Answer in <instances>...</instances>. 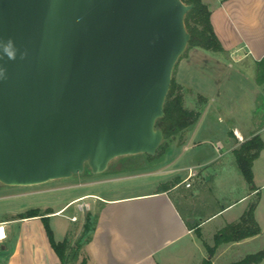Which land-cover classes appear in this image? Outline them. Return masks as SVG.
Returning a JSON list of instances; mask_svg holds the SVG:
<instances>
[{
	"label": "water",
	"instance_id": "95a60500",
	"mask_svg": "<svg viewBox=\"0 0 264 264\" xmlns=\"http://www.w3.org/2000/svg\"><path fill=\"white\" fill-rule=\"evenodd\" d=\"M182 0H0V183L32 186L154 156L175 63L190 35ZM86 207H83L85 221Z\"/></svg>",
	"mask_w": 264,
	"mask_h": 264
},
{
	"label": "crops",
	"instance_id": "0c3cea01",
	"mask_svg": "<svg viewBox=\"0 0 264 264\" xmlns=\"http://www.w3.org/2000/svg\"><path fill=\"white\" fill-rule=\"evenodd\" d=\"M203 1L210 9L213 30L223 48L222 52H214L216 54L214 63L217 64L218 73L214 72L212 75L217 79L213 82L212 90L207 92L208 105L221 106L225 110H229L227 103L221 100L229 97L231 82L225 84L226 88L223 89L228 91L223 96L220 87V81L223 77L226 78L227 76L228 78L229 76L231 78L234 73L244 76V80L249 84L246 95L251 98H255L260 88V85L256 82V67L257 63L264 57V0ZM200 50V48H195L179 66L177 78L184 87H190L183 72L186 65L190 66L196 60L199 62L200 58H203L205 62L209 60V55L202 53ZM192 88L198 89L197 87ZM217 119L222 122L221 117ZM231 129L236 130L245 140L258 135L264 143V124L258 127L251 126L250 128L243 124L238 126L233 124ZM196 131L197 128L193 130L189 143L193 141ZM232 136L234 142H228L230 145L228 150L234 151L240 146L241 141H236L237 138L234 133H232ZM188 148L187 145L183 149ZM179 154L176 163L181 161L182 152ZM184 169L182 167L175 169L180 171L176 175L178 180L180 179L179 182L168 185L169 179L167 178L168 182L165 185L148 191L112 196L106 191L97 190V188L107 183L118 182L121 179H107L96 184L85 183L79 187L68 188L71 191H80V193L71 196L59 207L48 206L51 213L47 216L49 219L61 217L65 211L73 206L79 208L80 202L83 200L95 198L98 205L95 213L92 215L86 209V213L89 212L93 218V231L89 242L84 245L87 264H186L188 263L187 260L193 256L194 249H199L198 238L204 239L197 231L201 234L202 229L207 224L224 216L223 221L207 231L213 239L215 233L227 223L239 219L248 205L247 202L253 196H260L263 192L264 147L252 166L254 188L249 187L246 182L245 193L198 220L193 218L192 213L185 216L177 202V198L187 202L189 198L194 196V194L181 191L182 186L186 190L193 187L192 181H190V187H185L182 183L184 178L181 179L179 174ZM196 177H199L198 172L194 178ZM94 188L95 190H93ZM260 202L259 198L254 212L259 227L261 223L259 218ZM243 203L245 204L235 218L232 216L225 217L232 209ZM84 206L86 207L84 204L81 209L82 215ZM37 208L39 206L31 209ZM74 213L75 215L78 214L77 211ZM41 217L0 219V250H4L0 264H61L48 241ZM64 218L69 221V216ZM192 225L194 227H191ZM67 231L68 229L65 235H67ZM241 241L223 244L219 247H228ZM6 242L9 244L13 242L10 251L6 246ZM196 264H200L198 259Z\"/></svg>",
	"mask_w": 264,
	"mask_h": 264
},
{
	"label": "rangeland",
	"instance_id": "374dc122",
	"mask_svg": "<svg viewBox=\"0 0 264 264\" xmlns=\"http://www.w3.org/2000/svg\"><path fill=\"white\" fill-rule=\"evenodd\" d=\"M195 48L197 47H190L187 44L175 63L172 78L176 83L180 84L177 78L179 66L184 59L190 56ZM200 49L202 53L209 55V60L205 62L203 58H200L199 62L196 60L195 63H191L190 66L186 65V68L183 69L185 80L190 86H185L184 107L199 111L200 116L197 122L185 131L181 137H176L175 140L170 142L168 152L154 155L152 158L143 153L121 156L110 161L107 169L100 174H92L89 167L85 166V170L81 174L38 185L7 186L0 183V219L19 217L36 206H39L37 209L40 214L45 213L50 210L48 206L59 207L68 198L80 193V191H71L68 188L79 187L85 183L96 184L107 179H121L118 182L107 183L97 188L98 191H106L112 196L157 189L168 182L167 178L169 179L168 185L180 180L177 181L178 178L176 176L180 171L175 170L178 167L186 169L179 174L181 179L187 175L189 166L194 167L199 173L198 178L190 180L193 182L191 189L186 190L184 186L181 188V191L194 194V196L189 198L187 202L177 198V202L185 216L192 213L193 218L198 220L236 200L241 194L245 193L247 183L239 171L234 151L228 150L230 148L228 142H234L233 130L231 129L233 124H237V126L243 124L248 128L264 124V87L260 86L255 98H251L246 95L249 90V84L244 80L245 77L239 73H234L231 78L228 76L231 81L227 76L220 81L221 94L223 96L228 91L223 89L226 88L225 84L227 85V83L231 82L229 97L221 100L227 103L229 110H225L221 106H209L207 92L212 90L213 82L217 79V77L212 76L213 73H218L217 64L216 62L214 63L216 54L212 51ZM192 87H197L198 89L195 90ZM218 117L222 118V122L218 121ZM195 128H197L196 135L193 141L189 143ZM218 141L223 145L220 153L214 149ZM236 141L239 142L240 140L237 139ZM245 141V139H242L240 144ZM187 145L189 148L183 149ZM181 152V161L176 163V158ZM259 198L261 201L259 205L261 232L259 234L228 247H219L213 255H209L204 242L212 245L213 239L207 231L223 221L224 216H221L202 229L200 235L204 239L198 238L199 249H194L193 256L187 260L188 263L186 264H196L197 259L200 264L204 259L210 260L212 264H233L250 254L263 250L264 190L260 196H253L247 203L249 204L255 199L259 202ZM95 201V198L83 200L80 202L79 208L73 206L65 211L63 216L49 219V225L54 231V239L62 241L64 236L68 237L71 245L74 246L85 222L81 210L82 205L85 204L87 211L93 215L98 206ZM244 204H239L225 217L232 216L235 218ZM75 211L78 214L75 215ZM65 216H69V221L64 218ZM74 218L75 220H73ZM67 229V235H65ZM13 242L12 244L6 242L9 251L13 246ZM3 253L4 250H0V259ZM85 256V246H82L72 262L80 264ZM256 264H264V259Z\"/></svg>",
	"mask_w": 264,
	"mask_h": 264
},
{
	"label": "trees",
	"instance_id": "16d2710c",
	"mask_svg": "<svg viewBox=\"0 0 264 264\" xmlns=\"http://www.w3.org/2000/svg\"><path fill=\"white\" fill-rule=\"evenodd\" d=\"M182 1L192 5V8L184 17L185 28L190 35L188 46L202 48L212 52H222L223 48L211 24V12L208 5L203 0ZM256 82L258 85L264 87V57L257 63ZM185 91L184 86L176 83L173 78L171 79L170 88L164 102V115L156 121V126L160 127L163 132V141L159 145L155 155L168 152L170 142L175 140L176 137H181L185 131L190 129V127L197 122L200 116L199 111L184 107ZM178 142L180 143V141ZM263 147L264 143L262 139L260 136L255 135L247 139L234 150L239 171L251 188H254L252 172L253 162L259 156ZM149 157L152 158V156ZM257 204L258 200H253L247 205L245 211L237 221L227 223L218 230L213 236L212 245L204 242L209 255H213L220 245L238 242L261 232L254 216ZM49 213L51 212L47 211L40 214L38 209H30L18 218L42 216L41 219L48 241L60 259L61 264H74L72 262L73 258L78 255L79 249L90 240L93 231L92 215L89 212L86 213L82 232L73 246L68 237H65L62 241H56L54 239L53 231L48 222L49 217L47 214ZM191 227L194 226L192 225ZM197 233L200 235L198 231ZM263 259L264 249L255 254H250L233 264H256ZM80 264H87L86 256L82 258ZM201 264L212 263L210 260L204 259Z\"/></svg>",
	"mask_w": 264,
	"mask_h": 264
},
{
	"label": "clouds",
	"instance_id": "9594fccd",
	"mask_svg": "<svg viewBox=\"0 0 264 264\" xmlns=\"http://www.w3.org/2000/svg\"><path fill=\"white\" fill-rule=\"evenodd\" d=\"M23 60L27 57L28 53L26 50L21 51L17 48L13 38L8 39L0 38V61H4L5 58L9 61H15L17 56ZM7 68L0 64V81H6L8 79Z\"/></svg>",
	"mask_w": 264,
	"mask_h": 264
},
{
	"label": "built area",
	"instance_id": "2783aa9c",
	"mask_svg": "<svg viewBox=\"0 0 264 264\" xmlns=\"http://www.w3.org/2000/svg\"><path fill=\"white\" fill-rule=\"evenodd\" d=\"M233 133L238 140L240 141L242 140V137L239 135V133L236 130H234ZM222 148H223V145L220 142H217L214 146L215 151L218 153H220ZM196 175H197V171L195 170V168L193 167L187 168V175L182 180V183H184L185 187L191 186L190 180L194 178ZM73 220H75V218Z\"/></svg>",
	"mask_w": 264,
	"mask_h": 264
}]
</instances>
